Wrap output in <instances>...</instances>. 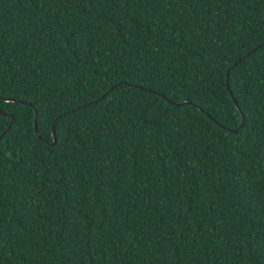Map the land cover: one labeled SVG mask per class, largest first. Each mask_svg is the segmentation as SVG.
<instances>
[{
  "label": "trees",
  "instance_id": "trees-1",
  "mask_svg": "<svg viewBox=\"0 0 264 264\" xmlns=\"http://www.w3.org/2000/svg\"><path fill=\"white\" fill-rule=\"evenodd\" d=\"M0 33V264H258L264 0H0Z\"/></svg>",
  "mask_w": 264,
  "mask_h": 264
},
{
  "label": "snow or ice",
  "instance_id": "snow-or-ice-1",
  "mask_svg": "<svg viewBox=\"0 0 264 264\" xmlns=\"http://www.w3.org/2000/svg\"><path fill=\"white\" fill-rule=\"evenodd\" d=\"M182 2V0H181ZM191 2V0H189ZM187 22H185L186 24ZM181 35H184V33H181ZM3 33H0V39H2ZM261 45L264 46V41L261 42ZM251 52V50H250ZM250 53H245L243 58L238 57L237 60L233 61L232 65H229L225 68V71L228 73V79L226 83V88L228 93L231 96V100L236 103V109L240 113V123L237 125V132L235 133L236 135H243L244 134V125L249 123V117L247 114L244 113L243 108L240 107L239 101L236 100V93L233 92L232 86L236 81L233 79V73H232V68L233 67H238L239 63L242 62V59H247V56ZM121 84L120 82H117L115 85H113L111 88H107L106 86V93L102 94L105 95H110L111 92L115 91L116 88L120 87ZM3 88V83L0 81V89ZM142 90V89H141ZM239 90V89H237ZM5 96L3 95L2 91H0V101H4ZM21 102L23 98H20ZM44 100V97L41 96V101ZM99 102V100L97 101ZM185 103H188L187 101ZM27 107L33 109L29 113L31 115L33 124L32 128L35 132V136L38 139H43L42 137V132L47 129L51 135L47 140H44V143H51L52 146H55L57 144H60L62 142V139L65 138V130L63 125L61 124V121L64 118L65 114H71L72 109H65L64 113H54L51 116L48 114V110L50 108V105L46 103H42L40 107H36L34 104L30 103L27 105ZM77 110H79L77 108ZM0 115H2V107H0ZM68 132L71 131V129H67ZM226 131L231 132L230 129H226ZM7 133H4L3 135H0V141H3L4 135ZM107 135V133H105ZM28 149H30L33 153V155L38 154V145L32 141L28 140L26 141ZM10 149L8 145L4 143H0V175H3V169L4 165L6 162H10V160L6 161L5 159V154L8 152ZM17 151L22 154H27L25 151V146L20 145L17 148ZM16 153L13 152V156H15ZM20 163L23 164V159L20 158ZM184 229L181 230L180 235L183 236L184 234ZM262 243L258 244L257 246V255H258V264H264V237H261ZM6 243V233L4 232L2 226H0V251H2L4 244Z\"/></svg>",
  "mask_w": 264,
  "mask_h": 264
},
{
  "label": "water",
  "instance_id": "water-1",
  "mask_svg": "<svg viewBox=\"0 0 264 264\" xmlns=\"http://www.w3.org/2000/svg\"><path fill=\"white\" fill-rule=\"evenodd\" d=\"M261 46V45H260ZM256 49H257V47L256 48H254V49H252L251 50V52H249L250 54L251 53H253V52H255L256 51ZM249 54V55H250ZM248 55V56H249ZM244 57V56H243ZM243 57H241V58H243ZM243 60V59H242ZM227 76H228V73H227ZM156 93H158V92H156ZM159 94V93H158ZM163 96V95H162ZM19 102H21L20 100H18ZM168 101L169 102H171V103H174V104H176V105H180L179 103H177V102H175V101H172V100H170V99H168ZM21 103H24V104H26V102H24V101H22ZM188 103H190V102H188ZM187 104V103H186ZM82 107H84V106H82ZM2 114H4L3 112H2ZM13 121H14V117L12 118V121H11V123H13ZM8 129H9V127H8ZM51 144V143H50Z\"/></svg>",
  "mask_w": 264,
  "mask_h": 264
}]
</instances>
